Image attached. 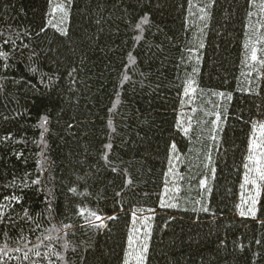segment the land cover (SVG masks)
Wrapping results in <instances>:
<instances>
[{"label": "trees", "instance_id": "trees-1", "mask_svg": "<svg viewBox=\"0 0 264 264\" xmlns=\"http://www.w3.org/2000/svg\"><path fill=\"white\" fill-rule=\"evenodd\" d=\"M255 132L264 0H0V264H264Z\"/></svg>", "mask_w": 264, "mask_h": 264}, {"label": "rangeland", "instance_id": "rangeland-1", "mask_svg": "<svg viewBox=\"0 0 264 264\" xmlns=\"http://www.w3.org/2000/svg\"><path fill=\"white\" fill-rule=\"evenodd\" d=\"M261 140L264 143V135L263 133L255 132L253 134V137L251 139V142L253 143L254 147V153L251 150V159L247 166V180L244 179L242 183V193L239 196V206L236 208L235 215L236 216H246V214L249 212V210L253 207L254 202L256 200V183L257 180L254 181L256 173L261 174L259 170H257V167L260 166V163L264 165V156L262 157V153H264V144H261ZM250 149V148H249ZM252 175L251 180L249 179V176ZM253 185V192H251V188ZM146 214L143 215H136L135 216V222L134 226L139 221H144L143 219L146 218ZM107 218L97 217L93 223H103ZM136 232L132 235L130 240V247H129V255H128V264H139L140 259L142 257V253L144 251V245L142 240V231L138 228L135 230Z\"/></svg>", "mask_w": 264, "mask_h": 264}, {"label": "snow or ice", "instance_id": "snow-or-ice-1", "mask_svg": "<svg viewBox=\"0 0 264 264\" xmlns=\"http://www.w3.org/2000/svg\"><path fill=\"white\" fill-rule=\"evenodd\" d=\"M253 58H255V57H253Z\"/></svg>", "mask_w": 264, "mask_h": 264}]
</instances>
